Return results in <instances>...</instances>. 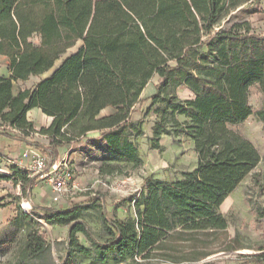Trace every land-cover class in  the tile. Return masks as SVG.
<instances>
[{
  "label": "trees",
  "instance_id": "trees-1",
  "mask_svg": "<svg viewBox=\"0 0 264 264\" xmlns=\"http://www.w3.org/2000/svg\"><path fill=\"white\" fill-rule=\"evenodd\" d=\"M250 3L0 0V55L7 57L10 72L0 75V126L24 136H45L48 145L31 146L53 159L56 148L78 143L88 132L104 131L90 140L98 152L96 169L100 175L122 174L143 164L135 145L143 135L142 122L131 115L156 74L161 80L147 109L156 115L152 147L160 148L162 135L183 136L193 143L196 167L172 183L147 180L132 199L134 217L110 219L95 198L66 209L41 208L46 223L68 226L67 244L75 254L88 258L94 252L101 264L109 253L116 264H193L214 253L198 236L226 231L227 221L217 209L260 158L254 145L231 127L251 115L264 122V105L253 110L248 102L253 85L264 95V36L251 32L248 24L238 26L241 31L221 24ZM79 40L82 46L51 75L33 88L13 92V82L47 72ZM179 86L192 96L181 99ZM33 107L52 118L47 127L35 130L26 119ZM105 108L112 111L100 116ZM21 169L12 165L13 173L0 174V179L14 177L25 194L36 178ZM97 209L103 237L85 220L89 210ZM29 221L25 260L46 251L43 236ZM78 235L89 248L79 243ZM179 240L188 241L181 250ZM250 262L264 264L256 256L245 257L244 263Z\"/></svg>",
  "mask_w": 264,
  "mask_h": 264
},
{
  "label": "rangeland",
  "instance_id": "rangeland-1",
  "mask_svg": "<svg viewBox=\"0 0 264 264\" xmlns=\"http://www.w3.org/2000/svg\"><path fill=\"white\" fill-rule=\"evenodd\" d=\"M263 11L264 0H251L244 11L225 18L221 24L226 29L236 26L235 29L239 31L241 28L238 26L248 24L251 32L264 36ZM31 41L37 44L39 39L33 37ZM80 44V41L76 42L67 53L75 50ZM7 71L8 60L0 56V73L5 74ZM40 78L35 76L24 82H13V92L33 88ZM156 79L157 77L154 76L152 84L155 85ZM188 94L186 89H180L177 92L181 99L190 97ZM248 102L253 110L263 107L264 95L257 85L249 88ZM147 104L148 102L141 93V101L134 106L135 116H141L144 130V134L135 141V145L140 149L144 158V163L139 168H126L125 173L122 174L100 175L96 171L98 162L94 157L98 156L97 148L93 147L90 141H86L82 147L75 149L72 159H62L61 153H54L55 159H53L48 152L43 153L37 149L45 157L47 168L54 162L61 165L64 163L69 168L74 187L62 193H57L53 186L39 175H32L36 180L25 194L22 193L19 184L13 181L14 177L10 180L0 179V264H101L96 261L94 252L88 258L75 254L67 244L68 226L46 223L43 219L45 213L41 208H60L65 205L70 207L74 203L95 198L100 207L103 206L110 219L134 217L132 199L138 196L147 180L155 179L172 183L182 178V172L191 171L196 167L197 157L193 151V143L189 139L165 135L161 141L159 140L160 148L152 147L147 130L153 115L143 116ZM231 128L254 145L260 157L259 162L252 172L225 196L217 209L227 221L226 231L217 230L213 233H205L204 236H198L211 250H214V253L193 264L206 262L254 264L253 262L244 263L245 257L252 256L264 262V216L258 214L259 209L264 211V122L251 115L243 123ZM35 135L37 134L29 136ZM35 142L40 143L32 141L31 144ZM11 166L7 162H0V174H12ZM86 215L85 220L88 225L98 236L103 237L100 210H89ZM29 217L35 222L32 223L33 228L43 236L46 251L36 259L25 260L22 258V248L26 240V227H29ZM78 239L82 246L90 247L82 235H78ZM187 242L179 240L176 246L181 250ZM177 254L182 256L180 252ZM113 259L114 254L109 253L107 262L104 264H116ZM177 264H188V262Z\"/></svg>",
  "mask_w": 264,
  "mask_h": 264
},
{
  "label": "crops",
  "instance_id": "crops-1",
  "mask_svg": "<svg viewBox=\"0 0 264 264\" xmlns=\"http://www.w3.org/2000/svg\"><path fill=\"white\" fill-rule=\"evenodd\" d=\"M79 41L81 42V44L77 48H75V50L67 53L68 50H70L71 48H73L75 46L74 45L71 48H69L66 51V53L60 59L55 61L54 66L50 70H48L47 72H45L41 75H38L41 78L36 82V84L40 80L45 79L49 75H51L70 55L76 53L78 51V49L82 46V41L81 40H79ZM0 56H3V55H0ZM3 57L7 58L6 56H3ZM56 63H57V65H56ZM9 74H10L9 69H8L7 73H5V74L0 73V75H3V76H9ZM38 76H36V77H38ZM154 76L157 77L155 85L161 80L158 75H156V74L153 75L142 91V95H144L146 101L148 102V104L146 105V109L143 113V116L147 117L148 114L153 115V119L150 123V126L148 127V130H147L148 131V138H150L152 136L153 122H154L155 117H156V115L152 111L151 112L149 111L147 113V109L150 105V99H148V98L155 93V85L152 84V79ZM31 77H35V76H31ZM18 82H24V81H18ZM180 89H186L189 92L190 97L192 96L191 92L185 86H179L177 88V92H179ZM111 111H112L111 108H105V109L100 111L99 115L100 116L106 115V114L110 113ZM135 115H136L135 112L132 113L131 119L133 121H141V119H140L141 116L139 117V116H135ZM26 119L33 124V127L35 128V130H38L42 127H47L52 121V118L50 116L45 115L38 107H33V108L29 109L26 112ZM103 132L104 131L88 132L86 137L82 138L78 143L66 144L64 146L56 148L55 154L61 153L62 159H66V158L72 159V157L75 155V152H74L75 149L82 147V145L86 141L89 142L92 139L100 138V135ZM143 134H144V130H143ZM164 136L165 135L161 136L160 141ZM174 138H185V137L179 136V137H174ZM32 141H38L43 145H48V143H49L48 139L41 134L37 133V135H35V136H29V135L24 136L18 130L12 129L8 126H0V162H3V163L7 162L11 165H17V166L22 168V166H24L28 162L27 158L22 157V154L25 150L33 148V146L30 145ZM160 141H159V143H160ZM137 149H138V152H139V154L143 160V163H144V158L140 152V149L139 148H137ZM96 171H97V169H96ZM68 207H69L68 205H65L63 207L56 208V209H66Z\"/></svg>",
  "mask_w": 264,
  "mask_h": 264
},
{
  "label": "built area",
  "instance_id": "built-area-1",
  "mask_svg": "<svg viewBox=\"0 0 264 264\" xmlns=\"http://www.w3.org/2000/svg\"><path fill=\"white\" fill-rule=\"evenodd\" d=\"M32 134L37 133L31 132L29 135ZM22 157L27 158L28 162L22 166V168L28 175H39L49 182L57 193H62L74 187L71 172L66 164L63 163V165H61L60 163L54 162L47 168L45 157L35 148L25 150Z\"/></svg>",
  "mask_w": 264,
  "mask_h": 264
}]
</instances>
